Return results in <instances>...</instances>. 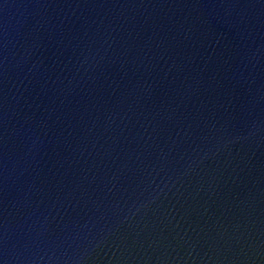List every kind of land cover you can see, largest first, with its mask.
<instances>
[{
  "label": "water",
  "instance_id": "obj_1",
  "mask_svg": "<svg viewBox=\"0 0 264 264\" xmlns=\"http://www.w3.org/2000/svg\"><path fill=\"white\" fill-rule=\"evenodd\" d=\"M0 264H264V0H0Z\"/></svg>",
  "mask_w": 264,
  "mask_h": 264
}]
</instances>
